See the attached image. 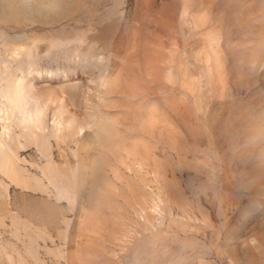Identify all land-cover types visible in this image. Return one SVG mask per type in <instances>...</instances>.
<instances>
[{"label":"rangeland","instance_id":"rangeland-1","mask_svg":"<svg viewBox=\"0 0 264 264\" xmlns=\"http://www.w3.org/2000/svg\"><path fill=\"white\" fill-rule=\"evenodd\" d=\"M0 66V264H264V0H0Z\"/></svg>","mask_w":264,"mask_h":264},{"label":"clouds","instance_id":"clouds-1","mask_svg":"<svg viewBox=\"0 0 264 264\" xmlns=\"http://www.w3.org/2000/svg\"><path fill=\"white\" fill-rule=\"evenodd\" d=\"M5 81H6V78L3 76V67L0 66V106L7 105L9 107H15L16 105V97H15L16 84L19 83V80H17L16 82H7V83ZM28 86H29V83L25 81L23 85L25 95H27ZM29 100L31 101L29 103V109L33 112V114H35L37 111L35 101H40V97L32 96V97H29ZM39 112L42 113V115L40 116L41 121L42 122L45 121L48 118V113L44 112L42 102L40 103ZM249 243L255 245L256 240L250 237Z\"/></svg>","mask_w":264,"mask_h":264}]
</instances>
